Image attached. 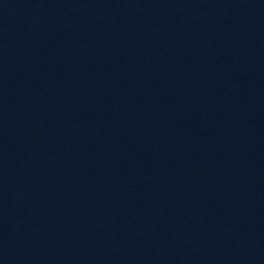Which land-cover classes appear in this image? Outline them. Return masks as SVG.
I'll list each match as a JSON object with an SVG mask.
<instances>
[{
    "label": "water",
    "instance_id": "95a60500",
    "mask_svg": "<svg viewBox=\"0 0 264 264\" xmlns=\"http://www.w3.org/2000/svg\"><path fill=\"white\" fill-rule=\"evenodd\" d=\"M0 264H264V0H0Z\"/></svg>",
    "mask_w": 264,
    "mask_h": 264
}]
</instances>
